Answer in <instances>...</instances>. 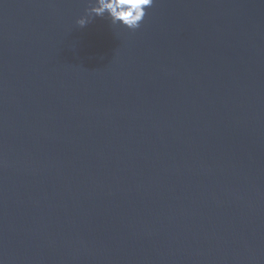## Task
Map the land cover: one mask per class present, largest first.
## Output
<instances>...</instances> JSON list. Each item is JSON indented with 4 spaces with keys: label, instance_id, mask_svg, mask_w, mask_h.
<instances>
[{
    "label": "water",
    "instance_id": "obj_1",
    "mask_svg": "<svg viewBox=\"0 0 264 264\" xmlns=\"http://www.w3.org/2000/svg\"><path fill=\"white\" fill-rule=\"evenodd\" d=\"M0 0V264H264V0Z\"/></svg>",
    "mask_w": 264,
    "mask_h": 264
},
{
    "label": "clouds",
    "instance_id": "obj_2",
    "mask_svg": "<svg viewBox=\"0 0 264 264\" xmlns=\"http://www.w3.org/2000/svg\"><path fill=\"white\" fill-rule=\"evenodd\" d=\"M153 3L154 0H89L90 6L85 9V15L81 16L76 24L84 27L95 17H106L111 25L135 30L140 27L146 15L145 10Z\"/></svg>",
    "mask_w": 264,
    "mask_h": 264
}]
</instances>
